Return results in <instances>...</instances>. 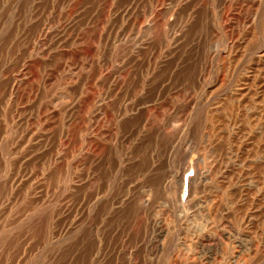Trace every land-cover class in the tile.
Here are the masks:
<instances>
[{
	"label": "rangeland",
	"instance_id": "obj_1",
	"mask_svg": "<svg viewBox=\"0 0 264 264\" xmlns=\"http://www.w3.org/2000/svg\"><path fill=\"white\" fill-rule=\"evenodd\" d=\"M263 48L264 0H0V264H264Z\"/></svg>",
	"mask_w": 264,
	"mask_h": 264
},
{
	"label": "bare ground",
	"instance_id": "obj_2",
	"mask_svg": "<svg viewBox=\"0 0 264 264\" xmlns=\"http://www.w3.org/2000/svg\"><path fill=\"white\" fill-rule=\"evenodd\" d=\"M2 8H3V6H2ZM11 27V26H10ZM15 37V36H14ZM17 39V38H16ZM261 48H262V46H261ZM264 49V48H263ZM251 88V87H250ZM243 96V95H242ZM244 97V96H243ZM240 103V102H239ZM215 109V108H214ZM259 113V112H258ZM230 118H231V116H230ZM236 118V117H235ZM228 119H229V117H228ZM236 120V119H235ZM235 120H232V118H231V120H228L226 123H225V126H223V128H224V136L223 137H221V136H219L218 134H217V136H215V135H213V138H211V143H206V145L203 147V149L202 150H200L199 151V158H198V162L199 163H203L204 162V155H205V153L208 151V152H211V153H213V154H215V160H214V162H213V166L209 169V171L204 175V176H202V178H201V181H204V182H206L207 180L209 181H212L211 182V187L210 188H212V189H214V190H216V191H222V189L223 190H226V191H233V190H235L236 191V195H239L240 194V192H239V188H240V184L238 183V181H239V179L241 178V175L240 174H238V173H236V176L235 175H233V173H235V172H233V171H231L229 168H228V166H227V164L228 163H230L231 161H232V158L233 157H235V159L239 156V153H240V150H239V148H241L240 146H237L236 145V143L241 139V138H239V136H237V134L234 132V125H235ZM240 120V119H239ZM258 122H259V120H258ZM257 122V124H255V132H256V129L257 130H259L260 129V123H258ZM219 123V122H218ZM193 125V124H192ZM208 125H210V124H208ZM207 127V126H206ZM220 128V127H219ZM210 129V128H209ZM219 131H221L222 132V129H219ZM237 131V130H236ZM260 131V130H259ZM208 132V131H207ZM253 132V131H252ZM254 132V133H255ZM247 133V132H246ZM240 135V134H239ZM253 135V134H252ZM243 136H245V135H243ZM256 137V136H255ZM206 138V137H205ZM209 138V137H208ZM245 138H247V137H245ZM249 138V137H248ZM205 140V139H204ZM206 141V140H205ZM241 141V140H240ZM187 142V141H186ZM245 143V142H244ZM240 145V144H239ZM246 145V144H245ZM171 146V145H170ZM187 147V146H186ZM243 147V146H242ZM182 150V149H181ZM180 152V151H179ZM165 153V152H164ZM195 153V152H194ZM158 154V153H157ZM169 154H170V152H168L167 154H166V156H165V158H163V159H156L155 161H151V165L150 166H152L153 168H157L158 166H160V164L161 163H163V162H166V161H168V157H169ZM190 156V155H189ZM251 157H253L252 155H250ZM154 157V156H153ZM188 157V156H187ZM247 157H249V155L247 154ZM245 159H246V157H245ZM173 160V159H172ZM226 160H227V162H226ZM229 160V161H228ZM245 161V160H244ZM225 162H226V164H225ZM167 164V163H166ZM232 164V163H231ZM149 166V165H148ZM163 166V165H162ZM165 167V166H164ZM168 167V166H167ZM152 169V168H151ZM159 169H160V167H159ZM162 169V168H161ZM236 169V168H235ZM234 169V170H235ZM238 169V168H237ZM210 170H211V175L209 174V172H210ZM232 170H233V168H232ZM167 171V170H166ZM172 173V172H171ZM165 174V173H164ZM163 174V175H164ZM183 174L184 173H182L181 175L180 174H178V173H175L174 174V176H173V178H174V183H173V185H174V187H172L171 185L172 184H170V183H164V185L162 186L163 187V189L164 190H167L166 188L168 187V188H170V189H172L173 188V190H176V189H179L178 191V193L177 194H174V192H173V201H174V203H175V211H176V214L177 215H180L181 213H182V210H181V208H180V204H181V202H180V196H179V193H180V188H181V186H182V184H183V181H184V178H183ZM251 175V174H250ZM245 178H246V176H244ZM249 177V176H248ZM247 182H249V181H247ZM163 184V183H162ZM252 184H254V182L253 181H250V185H252ZM255 185V184H254ZM178 187H180V188H178ZM228 193V192H227ZM233 193V192H232ZM229 194H230V192H229ZM233 195V194H232ZM176 196H178V198L176 197ZM235 197V196H234ZM237 197V196H236ZM242 198V197H241ZM211 200H213V201H216L214 198H210ZM260 199V198H259ZM242 201V200H241ZM244 201V200H243ZM257 201V200H256ZM218 206L220 207V211H227L228 212V210H226L225 208V206H223L224 205V203L222 202V200H220V201H218ZM252 203H254L255 204V202H252ZM226 205V204H225ZM259 206V205H258ZM250 210V209H249ZM252 211V210H251ZM56 213V212H55ZM250 213V212H249ZM57 214V213H56ZM53 215V214H52ZM222 216V215H221ZM54 217V216H53ZM247 222L249 223L250 222V220L252 219V217H253V214L252 213H250V214H248L247 216ZM219 220H220V218H219ZM218 220V221H219ZM212 223V222H211ZM69 227V226H68ZM208 227H209V225H208ZM158 233L159 234H163L164 233V229H162V228H159L158 230ZM60 232V231H59ZM165 232H166V230H165ZM207 232H209V231H207ZM207 232H206V234H207ZM205 234V236H208V235H206ZM204 236V237H205ZM61 250V249H60ZM60 252V251H59ZM56 257V256H55ZM70 264V263H69Z\"/></svg>",
	"mask_w": 264,
	"mask_h": 264
}]
</instances>
